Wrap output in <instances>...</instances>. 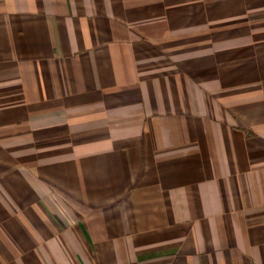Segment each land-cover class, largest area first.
Segmentation results:
<instances>
[{
  "label": "crops",
  "instance_id": "1",
  "mask_svg": "<svg viewBox=\"0 0 264 264\" xmlns=\"http://www.w3.org/2000/svg\"><path fill=\"white\" fill-rule=\"evenodd\" d=\"M0 264H264V0H0Z\"/></svg>",
  "mask_w": 264,
  "mask_h": 264
}]
</instances>
